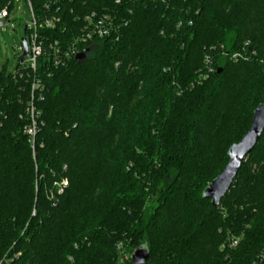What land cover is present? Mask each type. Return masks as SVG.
<instances>
[{
  "label": "trees",
  "instance_id": "obj_1",
  "mask_svg": "<svg viewBox=\"0 0 264 264\" xmlns=\"http://www.w3.org/2000/svg\"><path fill=\"white\" fill-rule=\"evenodd\" d=\"M30 1L38 23L60 20L38 25L36 71L0 70V264H133L140 246L145 264H255L264 133L218 206L204 191L264 102V0ZM92 13L118 32L52 63L51 44L71 46Z\"/></svg>",
  "mask_w": 264,
  "mask_h": 264
},
{
  "label": "built area",
  "instance_id": "obj_2",
  "mask_svg": "<svg viewBox=\"0 0 264 264\" xmlns=\"http://www.w3.org/2000/svg\"><path fill=\"white\" fill-rule=\"evenodd\" d=\"M123 0H116L117 3H122ZM163 1V0H162ZM30 8L31 21L26 25L27 30H31L29 34L26 35L29 54L26 57V60L22 61L21 56L24 52V46L19 49V59L23 68L31 69L36 71L38 68L39 59L46 54V46L44 40H41L38 34V25L41 27L54 28L56 23L60 20L58 17H46L40 23H38L37 18L34 14L32 3L29 0L28 2ZM10 12L7 8L0 11V29H4L8 27V23L5 21L6 18H9ZM87 25L83 30L82 35L77 38V40L69 47L63 48L62 45H59L58 42L51 44V48L53 49V55L51 57L52 63L55 65H63L68 60H70L73 56L78 54L77 45L81 42H88L91 39L98 37L104 38L107 36H113L118 32V24L116 22V17L109 13H105L103 15H96V13H92L86 17ZM240 54H235L234 58H237ZM16 72V69L13 70ZM42 85L39 79L35 78L32 82V98L30 100V107L28 110L29 118L31 119V124L27 128V133L31 137L32 141H35L37 132H38V119L40 117V112L37 110L35 101L36 99H42L40 95V89ZM40 95V98H39ZM69 182L67 179H63L58 184V193L62 194L64 189L68 186ZM238 243L237 240H234L231 243V246H235ZM122 250V247H119ZM123 251V250H122ZM129 257L128 254L123 253L122 259H127ZM255 264H264V249L262 250L258 261Z\"/></svg>",
  "mask_w": 264,
  "mask_h": 264
},
{
  "label": "water",
  "instance_id": "obj_3",
  "mask_svg": "<svg viewBox=\"0 0 264 264\" xmlns=\"http://www.w3.org/2000/svg\"><path fill=\"white\" fill-rule=\"evenodd\" d=\"M26 30V29H25ZM24 52L21 60H26L29 54L27 39L22 41ZM89 48L76 55L77 60H83L87 56ZM264 133V102L261 103L254 112L252 125L249 131L238 143L231 146L229 150V162L223 171L206 187L204 197L212 200L214 206L221 203L222 198L230 190L235 178L241 169L246 157L255 149ZM150 251L146 246H140L133 250V264H145L149 258Z\"/></svg>",
  "mask_w": 264,
  "mask_h": 264
},
{
  "label": "rangeland",
  "instance_id": "obj_4",
  "mask_svg": "<svg viewBox=\"0 0 264 264\" xmlns=\"http://www.w3.org/2000/svg\"><path fill=\"white\" fill-rule=\"evenodd\" d=\"M5 21L8 23V27L0 29V70L5 66L8 71H12L15 69L19 59L18 48L22 47V41L26 37V25L31 21L28 3L24 0H16L14 7L10 11L9 18H6ZM243 238L244 235L236 238L235 240L238 243L232 248H237ZM225 244L221 249L226 248L224 247ZM230 245L229 242L227 248H231Z\"/></svg>",
  "mask_w": 264,
  "mask_h": 264
}]
</instances>
